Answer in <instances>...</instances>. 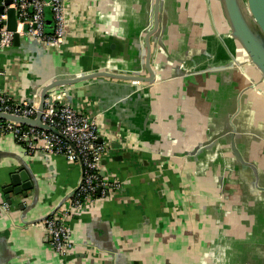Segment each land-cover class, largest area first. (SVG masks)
<instances>
[{
    "label": "crops",
    "instance_id": "1",
    "mask_svg": "<svg viewBox=\"0 0 264 264\" xmlns=\"http://www.w3.org/2000/svg\"><path fill=\"white\" fill-rule=\"evenodd\" d=\"M65 2L59 48L21 38L0 52V92L11 100L38 104L55 78L148 77L154 0ZM158 19L153 83L68 87L65 102L91 115L109 146L100 169L118 184L109 196L72 211L79 164L27 155L0 137V202L20 166L35 184L22 200L28 209L0 213V264H264V78L231 37L222 0H161ZM46 22L50 31L49 14ZM60 210L73 243L64 256L39 225Z\"/></svg>",
    "mask_w": 264,
    "mask_h": 264
},
{
    "label": "built area",
    "instance_id": "2",
    "mask_svg": "<svg viewBox=\"0 0 264 264\" xmlns=\"http://www.w3.org/2000/svg\"><path fill=\"white\" fill-rule=\"evenodd\" d=\"M15 14V29L8 30V13ZM47 14L51 30L46 29ZM67 4L65 0H0V52L13 46V37L18 35L48 49L59 48L67 35ZM63 92L52 93L45 99L41 122L57 133L27 127L12 121L0 120V137L11 135L27 155L43 152L47 155H62L69 162L82 166V182L70 199L72 211L89 208L100 197L110 195L118 184L101 176L103 157L109 146L99 137L97 123L91 115L83 114L65 102ZM0 113L34 119L37 104L11 100L0 92ZM100 139V141H99ZM9 205L0 202V213L9 211ZM68 211L60 210L41 221L54 252L66 255L73 248L69 227L66 224Z\"/></svg>",
    "mask_w": 264,
    "mask_h": 264
},
{
    "label": "water",
    "instance_id": "3",
    "mask_svg": "<svg viewBox=\"0 0 264 264\" xmlns=\"http://www.w3.org/2000/svg\"><path fill=\"white\" fill-rule=\"evenodd\" d=\"M160 2L161 0H154V25L151 30L147 32V36H145L144 39L146 48L145 69L149 74L148 77L141 76L137 73H116L113 71H99L91 74L81 75L75 78H55V80L48 82L41 89L39 102L37 104V113L34 119L21 118L0 113V120L12 121L21 125H25L27 127H35L41 130L59 134L53 128L48 127L41 122L45 99L52 93L63 92L66 98L69 86L81 82H92L94 80L103 78L132 83H153L155 76L150 65L151 46L149 38L153 37V35H155L159 29L158 14L160 11ZM222 2L230 27L231 37L238 43L240 50L243 51L251 65H253L264 78V0H222ZM46 24L49 23L46 22ZM7 26L8 30L14 31L15 14L13 10H10L8 13ZM20 42L21 38L15 34L13 37V46H18ZM28 103L31 104L33 102ZM231 148L236 158L241 160V157L237 153L235 145L233 143L231 144ZM241 162L246 166L251 167L253 172L256 174L255 168H253L252 165L250 166L242 160ZM80 167L81 170H83L82 166ZM32 177L33 176L24 165L20 166V168L14 174L10 175V186L3 188L4 197L9 207L16 206L15 209L18 210L28 209L23 205L22 200L28 197L29 191H32L33 188L35 189V184ZM81 182L82 177L78 186L72 192L71 196L75 193ZM16 201H19L18 204H16Z\"/></svg>",
    "mask_w": 264,
    "mask_h": 264
}]
</instances>
